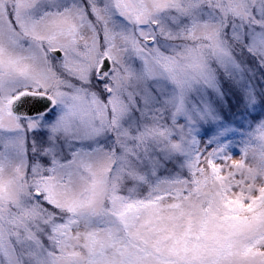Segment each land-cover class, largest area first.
Returning a JSON list of instances; mask_svg holds the SVG:
<instances>
[{
	"label": "snow or ice",
	"instance_id": "obj_1",
	"mask_svg": "<svg viewBox=\"0 0 264 264\" xmlns=\"http://www.w3.org/2000/svg\"><path fill=\"white\" fill-rule=\"evenodd\" d=\"M0 264H264V0H0Z\"/></svg>",
	"mask_w": 264,
	"mask_h": 264
},
{
	"label": "rangeland",
	"instance_id": "obj_2",
	"mask_svg": "<svg viewBox=\"0 0 264 264\" xmlns=\"http://www.w3.org/2000/svg\"><path fill=\"white\" fill-rule=\"evenodd\" d=\"M233 158L234 159H239L240 157H239V155H235Z\"/></svg>",
	"mask_w": 264,
	"mask_h": 264
}]
</instances>
